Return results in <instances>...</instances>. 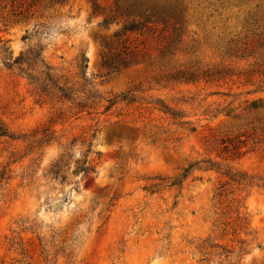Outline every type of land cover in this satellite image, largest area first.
<instances>
[{
	"label": "rangeland",
	"instance_id": "374dc122",
	"mask_svg": "<svg viewBox=\"0 0 264 264\" xmlns=\"http://www.w3.org/2000/svg\"><path fill=\"white\" fill-rule=\"evenodd\" d=\"M190 1L175 42L159 25L133 34L125 20L104 26L115 0H0V264H264V141L238 136L245 122L226 116L264 99V79L250 73L264 57L226 51L262 1ZM22 54L26 63L14 64ZM40 61L78 87L84 75L115 105L74 116L57 104L50 120L29 79ZM45 129L52 141L26 156ZM236 137L239 154L223 152ZM89 142V179L43 177L64 150L71 167L83 159ZM227 168L245 184L227 183ZM40 234L50 245L51 235L55 245L67 239L72 254H42Z\"/></svg>",
	"mask_w": 264,
	"mask_h": 264
},
{
	"label": "trees",
	"instance_id": "16d2710c",
	"mask_svg": "<svg viewBox=\"0 0 264 264\" xmlns=\"http://www.w3.org/2000/svg\"><path fill=\"white\" fill-rule=\"evenodd\" d=\"M261 1V4L255 5V12L250 16V20L246 22V24L251 27H248L245 30L242 37H234L226 44L227 53L239 55L242 58H255L257 55L264 57V0ZM190 2V0H115L114 10L112 12L113 16H106L103 20V25H109L112 20H125L123 32L126 34L138 33L142 31L146 25H159L163 26V29L168 31L171 30L172 39L176 42L187 24V14ZM96 9L97 8L95 7L94 10L96 11ZM26 55L22 54L19 58L15 59L13 63H26V61H24ZM40 62L41 66L39 71L36 72V75L29 76V79L33 85L35 92L34 97L37 103L51 106L50 120L58 114V110L55 108V105L57 104H61L65 107L63 109L64 112L67 111L69 114L74 112V116L96 114L94 112L100 109H103V113H105L115 105V102L111 101H108V105H104L101 97L94 92L89 84H87L84 75L81 78V82H79L81 85L78 87L76 84L71 83L62 72L45 65L43 61ZM86 63L87 59L86 57H83L78 68L83 71L87 67ZM250 73H257L258 80L261 82V79H264V62L258 64V71L255 72V70H251ZM164 109L168 110L165 107ZM64 112H60L61 115ZM165 113L169 114L173 120H177V115L175 113H171V111H165ZM226 116L245 122L244 126L247 129L242 135L238 136H258L264 141L263 98L245 100L243 107L240 106L230 109L226 113ZM214 118H216V116ZM179 124L190 125L191 123ZM189 130L191 133L196 132L195 128ZM48 132L47 129L37 131L35 135H38V138L36 136H30L32 138L28 141L30 143L27 144L26 147V151H28L25 154L26 156L31 153L30 148H33V146H31L33 143L40 145L49 144L52 141L49 139L51 133L49 134ZM0 136H7L6 132L0 129ZM92 137L94 138V136ZM9 138L13 139L12 137ZM237 139L238 138L236 137L231 140L223 141L222 144L225 145L223 152L238 155L240 143H242V141H236ZM23 143H25V141H23ZM84 145L85 144L82 146ZM86 149L87 150H85L84 154H80V158L83 157V159L75 161L72 167V163H67L69 154L64 150L60 156L50 164L43 177H48L53 182H57L58 179H61L62 183H65L67 180L65 173L72 170L73 175H82L83 181L89 179L91 174L94 173L89 161V155L92 150L91 142L88 143ZM197 165L198 164H194L183 169V173L178 177H175L173 182L170 181L171 183L169 182L167 187L181 186L183 182L191 176L192 170H195L194 167ZM32 167L33 166L29 164L25 168L26 171H24V178H27L29 173L32 172ZM196 170L202 171L200 168H196ZM204 171H208V169H204ZM223 176L227 178V183L229 181L238 185L245 184L243 183L245 178L241 179V174L232 168H227V172L223 173ZM255 178L256 177H250L249 179L251 180L247 185L260 188L254 183L255 180H257ZM32 184H35V182ZM226 185L227 184H223L218 188L219 193L216 195L217 197H222V189ZM50 237L52 245L49 244V241L45 236H42L41 234L38 235L42 254H45L47 257L51 256V250H47L49 246H51L50 248L52 249L57 247V252L65 253L66 250H69L68 255L72 254L70 249L73 244H69L67 239L60 240L59 243L57 241L58 244L55 245L54 237L52 235Z\"/></svg>",
	"mask_w": 264,
	"mask_h": 264
}]
</instances>
